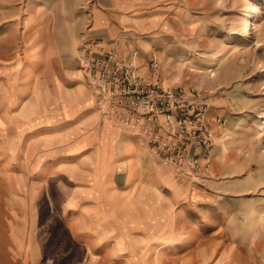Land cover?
<instances>
[{"label":"rangeland","instance_id":"374dc122","mask_svg":"<svg viewBox=\"0 0 264 264\" xmlns=\"http://www.w3.org/2000/svg\"><path fill=\"white\" fill-rule=\"evenodd\" d=\"M82 1L0 0V264H264V0H122L109 39ZM88 39L226 119L198 179L97 110Z\"/></svg>","mask_w":264,"mask_h":264},{"label":"built area","instance_id":"2783aa9c","mask_svg":"<svg viewBox=\"0 0 264 264\" xmlns=\"http://www.w3.org/2000/svg\"><path fill=\"white\" fill-rule=\"evenodd\" d=\"M119 50L115 40L108 44L89 39L82 42L80 61L97 110L145 139L147 149L161 164L198 179L216 141L205 121H214L217 132L225 127L226 119L209 114L205 100L161 83L155 74L156 59L150 61L147 74L138 68L135 55L121 57ZM202 148L207 150L204 155L199 152Z\"/></svg>","mask_w":264,"mask_h":264},{"label":"crops","instance_id":"0c3cea01","mask_svg":"<svg viewBox=\"0 0 264 264\" xmlns=\"http://www.w3.org/2000/svg\"><path fill=\"white\" fill-rule=\"evenodd\" d=\"M83 1H85L84 4H86V2H89L90 4L89 13L92 17V24L91 27L89 28V33L92 36L101 37L102 39H109L115 37L119 33L120 30L119 25L121 24V22L118 19H116L117 16L116 14H114L111 8L119 7L120 2H122V0H83ZM81 16L83 18L82 13ZM119 19H121V17H119ZM77 38H78L77 36L72 37V40L74 42V48L77 46V40H78ZM85 120L86 122H83L82 125L95 124L96 114L95 113L92 114L89 118H86ZM124 133L129 135L127 131H124Z\"/></svg>","mask_w":264,"mask_h":264}]
</instances>
